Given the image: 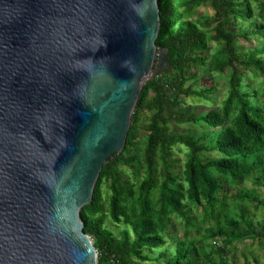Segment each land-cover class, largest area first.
Listing matches in <instances>:
<instances>
[{
  "label": "trees",
  "instance_id": "16d2710c",
  "mask_svg": "<svg viewBox=\"0 0 264 264\" xmlns=\"http://www.w3.org/2000/svg\"><path fill=\"white\" fill-rule=\"evenodd\" d=\"M158 7L155 43L164 51L163 72L145 82L124 148L103 164L91 202L81 210L83 228L97 264H150L177 218L183 235L173 253L159 252L164 264H229L226 248L264 239V220L254 222L246 208L264 211L257 192L264 190V42L248 49L239 42L264 39V0H158ZM238 19L247 23L239 32ZM212 42L219 48L208 54ZM226 69L231 73L219 106L202 115L179 110L183 99L209 102L211 89L186 85L195 71ZM173 124L202 130L177 132ZM181 149L179 173L174 153ZM249 178L252 189L243 186ZM106 216L121 225L118 234L105 226Z\"/></svg>",
  "mask_w": 264,
  "mask_h": 264
},
{
  "label": "water",
  "instance_id": "95a60500",
  "mask_svg": "<svg viewBox=\"0 0 264 264\" xmlns=\"http://www.w3.org/2000/svg\"><path fill=\"white\" fill-rule=\"evenodd\" d=\"M158 31V0H0V264H97L80 213Z\"/></svg>",
  "mask_w": 264,
  "mask_h": 264
},
{
  "label": "rangeland",
  "instance_id": "374dc122",
  "mask_svg": "<svg viewBox=\"0 0 264 264\" xmlns=\"http://www.w3.org/2000/svg\"><path fill=\"white\" fill-rule=\"evenodd\" d=\"M198 8V10H200ZM204 14H212V11L209 9H203L200 10ZM261 21H257L259 24ZM246 22L237 20V25L235 26L234 30L239 32L242 31L246 27ZM241 46L243 49L248 48H256L259 46L260 43L264 42L263 38H260L259 36H256L254 38H250L248 40H239ZM219 47L214 42L210 43V50L208 51V54L213 52V50H217ZM165 57H164V51L157 49L156 54V60L154 64V73L151 76L153 78L156 74H161L163 72ZM195 78L191 81H189L186 85H190L194 88H209L211 89V94H209V102H203V101H197L195 99H183L184 103L181 104L179 107V110L183 113L190 115V114H203L210 108L219 106L221 101L226 96L227 92V83L228 78L231 73L230 69H226L223 73H216L211 74L209 71H195ZM254 87L257 88V82L258 79L253 80ZM142 124V123H141ZM143 126V124L141 125ZM172 128L177 132H183L186 133L187 131H191L192 133H199L202 129L200 128H194L188 124H182V125H172ZM145 134L144 129L140 128L139 130V139L141 140V137ZM139 148V154L140 149L142 148V144L140 143L138 145ZM215 156V154H211ZM174 158L177 160V166L176 170L181 173L183 164L185 161V150L181 149L180 152L174 153ZM244 187L252 189L253 183L251 178L245 181ZM105 188H102L104 191ZM257 192L259 196L264 198V190L262 188L257 189ZM104 206L106 207L107 204L104 203ZM232 207V204H231ZM247 211L250 212V215L252 217V220L254 222L260 221L262 222L264 220V211L261 209H254L253 205L249 204L246 206ZM105 226L112 230L115 234H118V232L121 230V225H118L112 220L106 216V222ZM184 226L182 222L174 218L172 221V225L169 226L164 233V237L167 239V243L165 247H155L152 250V254H150L152 257L157 258L154 261H151L150 264H164V259L158 258L159 252L163 250L164 248H167L169 252H174V242L177 239H180L183 235ZM220 243V244H219ZM212 244L214 245H221V242L216 243L215 241H212ZM228 254L229 264H254L253 258H256L259 262V264H264V239L262 241L256 240L253 241L252 245H250V241L246 240L243 242H236L233 247H228L225 249ZM247 261V262H246Z\"/></svg>",
  "mask_w": 264,
  "mask_h": 264
}]
</instances>
